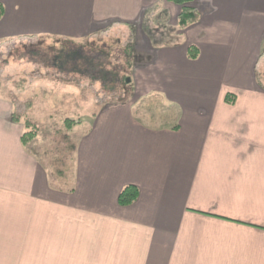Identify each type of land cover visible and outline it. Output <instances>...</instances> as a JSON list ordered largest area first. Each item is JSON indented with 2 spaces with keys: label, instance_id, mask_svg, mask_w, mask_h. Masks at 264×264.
Returning a JSON list of instances; mask_svg holds the SVG:
<instances>
[{
  "label": "crops",
  "instance_id": "crops-1",
  "mask_svg": "<svg viewBox=\"0 0 264 264\" xmlns=\"http://www.w3.org/2000/svg\"><path fill=\"white\" fill-rule=\"evenodd\" d=\"M0 6V42L125 36L132 75V96L72 145L64 181L0 97V264H264V0H192L183 27L167 0ZM149 103L172 110L167 126L140 119ZM126 186L138 196L120 206Z\"/></svg>",
  "mask_w": 264,
  "mask_h": 264
},
{
  "label": "rangeland",
  "instance_id": "rangeland-1",
  "mask_svg": "<svg viewBox=\"0 0 264 264\" xmlns=\"http://www.w3.org/2000/svg\"><path fill=\"white\" fill-rule=\"evenodd\" d=\"M118 39L81 45L52 39L0 42V97L15 103L17 116L25 125L28 121L33 124L29 128L35 137L29 141L40 162L50 169L53 182L67 177L69 146L88 130L94 115L132 96V75L120 58L126 37ZM257 78L264 88V46ZM139 110L146 113L140 116L143 122L157 127L167 126L166 115L169 113V120L172 113L152 103ZM66 119L80 123L69 128Z\"/></svg>",
  "mask_w": 264,
  "mask_h": 264
},
{
  "label": "trees",
  "instance_id": "trees-1",
  "mask_svg": "<svg viewBox=\"0 0 264 264\" xmlns=\"http://www.w3.org/2000/svg\"><path fill=\"white\" fill-rule=\"evenodd\" d=\"M167 1L182 7L181 13L178 17V25L180 27L187 26L188 24H190L191 22L194 21V19H195L194 12L190 7L187 6L189 3L192 2V0H167ZM2 14H3V9L0 6V17ZM64 43H65V45H76L73 42H64ZM188 57L190 59H195L197 57V49L190 47L188 49ZM103 78H105V77H103ZM112 79L114 81H116L117 75H114L112 77ZM229 98H230V96H227V98L225 99L227 103H231V101H232L231 99L229 100ZM65 122H66V126L69 128L72 125H77L80 123L79 120L74 121V120H70V119H66ZM25 127H26V129H29L28 125H25ZM34 134L35 133L31 130L23 133V135L21 137L22 143L25 144L27 141L32 139L34 137ZM71 147H72V145L70 144L69 148L71 149ZM137 196H138V191H137L136 187L126 186L119 193L117 201H118V204L120 206H129L137 199Z\"/></svg>",
  "mask_w": 264,
  "mask_h": 264
},
{
  "label": "water",
  "instance_id": "water-1",
  "mask_svg": "<svg viewBox=\"0 0 264 264\" xmlns=\"http://www.w3.org/2000/svg\"><path fill=\"white\" fill-rule=\"evenodd\" d=\"M126 82L128 83V82H129V80H126Z\"/></svg>",
  "mask_w": 264,
  "mask_h": 264
}]
</instances>
